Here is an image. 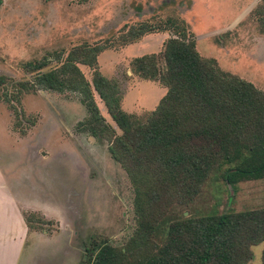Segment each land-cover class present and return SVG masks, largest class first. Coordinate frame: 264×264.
I'll return each mask as SVG.
<instances>
[{
    "label": "rangeland",
    "instance_id": "374dc122",
    "mask_svg": "<svg viewBox=\"0 0 264 264\" xmlns=\"http://www.w3.org/2000/svg\"><path fill=\"white\" fill-rule=\"evenodd\" d=\"M263 0H3L0 5V75L7 83L31 79L28 63L53 68L83 42L108 44L98 55L103 75L120 84L122 108L144 119L165 92L158 82L132 75L130 60L159 52L169 31L148 33L123 44L132 25L182 19L199 53L218 66L264 90V31L255 9ZM60 56V57H58ZM90 80V69L80 66ZM10 90L12 86L7 85ZM3 87H0V94ZM101 113L114 125L95 94ZM30 121L14 128V115L0 99V157L14 163L20 195L45 210L47 223H35L29 246L18 264H80L84 245L108 239L121 245L135 227L133 190L121 167L110 157L106 141L76 125L87 115L72 92L37 90L19 103ZM24 129L25 133L20 130ZM264 207V179L230 185L208 181L176 215H200ZM29 212V211H27ZM264 241L251 247L248 264H262Z\"/></svg>",
    "mask_w": 264,
    "mask_h": 264
},
{
    "label": "trees",
    "instance_id": "16d2710c",
    "mask_svg": "<svg viewBox=\"0 0 264 264\" xmlns=\"http://www.w3.org/2000/svg\"><path fill=\"white\" fill-rule=\"evenodd\" d=\"M254 14L264 31V0ZM160 31L170 32L160 51L129 63L132 75L165 88L144 119L122 108L119 82L100 71L98 55L110 48L105 43L74 46L53 68L44 69L43 60L28 63L31 79L9 84L0 75V99L13 112L16 129L23 119L30 121L14 104L23 93L77 94L87 115L76 129L106 141L131 183V235L121 245L91 240L80 264H248L251 247L264 241V207L188 216L174 209L192 203L208 181L234 185L264 179V90L202 56L182 19L132 25L121 40L129 44ZM80 66L90 69V80ZM95 94L114 125L101 113ZM23 217L29 230L47 223L34 212Z\"/></svg>",
    "mask_w": 264,
    "mask_h": 264
},
{
    "label": "crops",
    "instance_id": "0c3cea01",
    "mask_svg": "<svg viewBox=\"0 0 264 264\" xmlns=\"http://www.w3.org/2000/svg\"><path fill=\"white\" fill-rule=\"evenodd\" d=\"M0 157V264H18L23 251L32 241L23 213L46 211L32 207L29 201L21 198L22 184L14 174V163L2 164Z\"/></svg>",
    "mask_w": 264,
    "mask_h": 264
}]
</instances>
